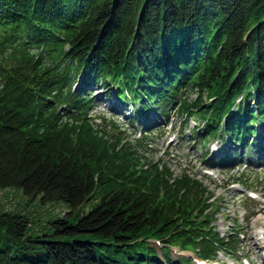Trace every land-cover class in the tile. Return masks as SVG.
Returning a JSON list of instances; mask_svg holds the SVG:
<instances>
[{
    "label": "trees",
    "instance_id": "1",
    "mask_svg": "<svg viewBox=\"0 0 264 264\" xmlns=\"http://www.w3.org/2000/svg\"><path fill=\"white\" fill-rule=\"evenodd\" d=\"M102 91L143 127L175 112L200 123L201 150L219 141L264 159V0H0V188L70 207L35 237L27 218L0 214L16 250L43 254L10 246L0 264H193L174 261L175 249L231 257L240 232L217 231L204 181L153 164L148 137L97 123Z\"/></svg>",
    "mask_w": 264,
    "mask_h": 264
},
{
    "label": "rangeland",
    "instance_id": "2",
    "mask_svg": "<svg viewBox=\"0 0 264 264\" xmlns=\"http://www.w3.org/2000/svg\"><path fill=\"white\" fill-rule=\"evenodd\" d=\"M105 92L97 93V107L92 112L97 123L115 135L122 133V137L129 141L136 142L144 136L148 137L147 141L142 142L141 151L153 164L166 165L176 175L187 173L204 181L211 191L210 203L219 209L217 222L214 224L217 231L222 236L240 232L241 243L235 247L236 252L232 257L220 254L212 263L264 264V242L260 241L264 235V162L259 165V161L264 159L261 152L250 148L245 155L244 150L230 144L220 150L222 144L219 141L201 150L193 142L192 131L200 125L196 120H192L186 127L184 120L173 112L168 121L166 118L160 121L153 119L150 127L146 128L134 121L136 118L131 108L120 110V106L113 103L112 97L108 98ZM192 97L198 96L194 94ZM209 151V157L205 159L203 153ZM215 152L217 154L214 155ZM226 155L229 160L224 162L225 165L219 166L216 160ZM246 165L250 167L247 168ZM235 176L247 178V184L235 181ZM95 204V200H90L81 207L80 212H89ZM69 211L70 207L64 202L43 203L40 197L28 198L21 188H0V214L7 212L27 218L28 237L45 234L51 222L65 216ZM4 230L5 228H0V250H8L12 246L13 255L19 258L33 261L43 258L39 251L30 255L20 253L9 240L11 235ZM155 246L161 254V247L156 244ZM173 256L174 261L179 257L186 258L181 252ZM190 256L193 259L191 254Z\"/></svg>",
    "mask_w": 264,
    "mask_h": 264
},
{
    "label": "bare ground",
    "instance_id": "3",
    "mask_svg": "<svg viewBox=\"0 0 264 264\" xmlns=\"http://www.w3.org/2000/svg\"><path fill=\"white\" fill-rule=\"evenodd\" d=\"M216 154V152L214 153V155ZM262 234V233H261ZM260 241H263L264 242V235H263V237L261 238V240ZM257 245H258V243H256ZM259 247V249L260 250H262V247L261 246H258ZM264 258V257H263Z\"/></svg>",
    "mask_w": 264,
    "mask_h": 264
}]
</instances>
